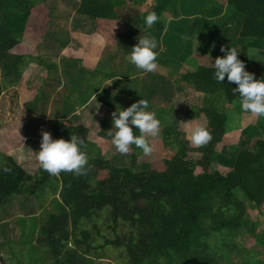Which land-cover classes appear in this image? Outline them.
Wrapping results in <instances>:
<instances>
[{
    "label": "trees",
    "instance_id": "16d2710c",
    "mask_svg": "<svg viewBox=\"0 0 264 264\" xmlns=\"http://www.w3.org/2000/svg\"><path fill=\"white\" fill-rule=\"evenodd\" d=\"M74 1L76 13L88 19L91 32L104 40L101 54L107 52L106 61L101 55L94 68L112 84L138 75V84L145 89L127 96L120 106L146 99L161 122L160 134L149 138L154 148L150 156H144L135 145L129 147L132 160L140 158L141 166L117 165L104 156L103 138H95L87 123H71L65 111L62 114L66 116L50 120L47 131L52 138L68 139L75 134L84 139L88 156L85 174L50 176L39 167L30 174L12 156L0 152V164L11 169L0 172V210L17 195L43 202L46 187L53 196L52 209L42 222L36 226L31 218L23 231L21 236L27 239L19 253L27 260L23 263L17 258V263L95 264V259L105 258L98 251L109 249L119 251V264H236L231 263L232 255L238 257L237 264H264V256L251 254L248 246L237 241L241 234L257 244L264 238V223H258L264 221V119L252 116L262 134L252 149L240 146L230 166L216 161L215 145L235 120L226 105L237 108L239 96L232 92L236 85L226 76L221 82L213 78L209 63L223 55L219 44L224 38L225 48L240 49L238 58L245 69L254 78H264V65L248 54L251 48L264 47V0H154V8L148 4L142 10L130 0ZM44 8L47 23L40 15ZM50 9L44 0L39 5L33 0H0V93L19 80L29 63L44 67L45 73L57 71L56 62L41 58L35 50L40 28L51 20ZM124 10L134 12L124 15ZM148 10L159 17L149 29L158 49L163 45L157 59L171 57V62L164 60L163 64L176 67L166 73H143L125 60L139 31H144L143 16ZM127 16L135 17L138 25L125 33H114L104 25ZM191 16L196 17L194 24ZM91 46L85 50L90 56L75 47L72 52L76 53L70 54L93 63ZM87 82L98 90L94 96L100 101L96 115L101 122H109L116 96L96 76ZM174 84L201 95L200 105L186 111L190 119L201 116L211 132L212 139L199 154L189 153L177 119L165 114ZM39 94L36 103H40ZM88 94L89 88L81 100ZM157 95L162 102L156 108L151 98ZM146 157L152 161L149 168L143 166ZM212 163L220 167L214 168ZM248 210L256 212V221L249 219ZM18 220L24 221L23 217ZM3 260L0 254V264Z\"/></svg>",
    "mask_w": 264,
    "mask_h": 264
},
{
    "label": "rangeland",
    "instance_id": "374dc122",
    "mask_svg": "<svg viewBox=\"0 0 264 264\" xmlns=\"http://www.w3.org/2000/svg\"><path fill=\"white\" fill-rule=\"evenodd\" d=\"M40 1L33 0L35 5H39ZM44 1L45 6L51 7L49 10L51 20L46 24L48 20L44 18V14L47 13V9H42L40 13L41 19H44L43 21L46 23L38 32L39 41L37 40L38 42L35 44V50L41 58L56 62L58 68L55 71L56 73L54 71L45 73L44 67H37L34 63H29L18 81L1 91L0 129L2 130L0 131V152L3 153L2 156H12L27 172L30 174L35 173L38 167L35 151L39 148L41 131H47L50 120L66 116L62 114L66 111V114H69L66 119L71 123L79 121L87 123L95 138H103L101 148L105 149L103 151L104 156L109 158L113 163L130 167L141 166L140 158L132 160L130 151L127 154L121 155L111 145L110 137L108 136L111 120L109 122H101L96 115L100 102L95 100L94 96L98 90L95 89L92 91V94H88L85 101L81 100L87 88L92 87L87 82V78L92 79L96 76L101 79L104 85L111 82V80L106 78L101 70L85 68L80 58L71 56V54L76 53H73L72 49L75 47L83 54L87 46L89 47L92 43L90 47L93 48L91 56L92 54L94 56L99 53L101 54L103 49L102 44H104L103 38L98 33H92V23L76 13V1ZM141 4L140 2L136 4L139 6V9L141 8ZM124 11V15L134 12ZM104 25L114 33H125L127 30H122L124 25L132 27V24L122 20L106 22ZM234 28H237V26H234ZM219 45H226L224 38L220 41ZM160 47L163 48V45H160ZM85 53H87L85 54L86 56H90L88 52ZM106 54L107 52L103 50V60L106 59ZM248 54L251 58L258 59L257 61L260 60L259 62L264 65V47L251 48L248 50ZM160 57L159 59L162 61L157 59L158 68L154 72L166 73L169 68H176L173 63H170L169 66L163 64L164 60L171 62V57L168 58L165 55ZM114 60L117 61L118 57H115ZM139 79L138 75L133 74L128 78H123L118 83L112 84L111 82L105 85L112 94L115 90L116 95L114 94V96L116 97L111 102L113 110L115 107L119 108L118 105L125 104L127 96L132 97L130 94L138 93L145 89L143 85L138 84L140 82ZM38 91H40V103H36L35 101ZM172 91L173 93L170 95L169 100L171 108L169 107L167 109L168 112H165V114L171 117L173 115L177 119L181 132L180 137L187 143L189 153L199 154L201 147H194L186 139V131L188 125L195 122L204 123V120L201 116L196 117V119H190L187 117L186 111H192L200 105L201 95L191 89L181 88L177 84L173 87ZM151 102L157 108L160 106L162 99L159 95L153 96ZM68 106L70 108L65 110ZM226 107L230 115L234 116V125L227 130L223 139L215 145V158L217 159L215 160L222 165L230 166L237 149L240 146L252 149L253 143L261 139L262 134L255 127V124H253L251 114L243 112L240 109V105L235 108V104H227ZM142 161L143 166L147 168L152 165V161L148 157L143 158ZM212 164L214 168L220 167L218 163ZM49 192L48 187H46L44 194L41 196L43 202L36 200V198L30 195H17L4 209L0 210V254L4 259L1 264H18L17 258H20L23 263L27 260L25 254L19 253L20 248L25 247L26 240L24 239H27L26 237L22 238L21 235L23 231H27L31 218H33L36 226H38L44 219L47 211L52 209L51 200L53 196ZM247 215L249 219L256 221L255 211L248 210ZM18 217H23L24 221L18 220ZM258 223L261 224L264 221ZM101 228L103 229V226ZM103 232L110 235V232L105 229ZM35 237L36 234H33L32 242H35ZM237 238V241H241L244 245L248 246L246 249L251 251V254L256 252L260 258L264 256V238L258 244L254 243V239L242 234ZM106 248L112 247L108 246ZM98 253L103 254L102 256H105V258L95 259V264H119L121 260L119 251L117 250L103 249L98 251ZM230 260L231 263L236 264L239 261L236 255H232ZM31 264L35 263L32 262Z\"/></svg>",
    "mask_w": 264,
    "mask_h": 264
},
{
    "label": "clouds",
    "instance_id": "9594fccd",
    "mask_svg": "<svg viewBox=\"0 0 264 264\" xmlns=\"http://www.w3.org/2000/svg\"><path fill=\"white\" fill-rule=\"evenodd\" d=\"M154 7V0H149V8ZM158 19L154 10L146 11L143 16L144 31L142 34L139 31L136 43L125 55V60L135 68L142 70L143 73L157 70V57L163 50L162 47L158 49V41L149 31ZM239 51L240 49L237 47L220 46V52L223 55H218L212 62H209L214 69L213 78L217 82H221L226 76L229 83L236 85L232 88V92L239 96L240 109L250 113L256 119H264V78H254V74L245 69L244 62L238 58ZM132 126L135 127L138 134H134ZM160 129L161 122L155 112L149 109L148 101L140 98L127 107L122 108L120 105L119 108L115 107L111 113V128L108 131V136L115 151L121 155L127 154L129 147L135 145L144 156H150L154 148L149 142V138L157 137L160 134ZM186 139L194 147L200 148L205 146L212 136L206 123L195 122L187 126ZM84 149V139L75 134L69 135L68 139L52 138L48 131L42 130L35 158L39 169L47 172L50 176H58L61 172L83 175L88 162V156ZM10 171L9 167L0 164V172L9 173Z\"/></svg>",
    "mask_w": 264,
    "mask_h": 264
},
{
    "label": "crops",
    "instance_id": "0c3cea01",
    "mask_svg": "<svg viewBox=\"0 0 264 264\" xmlns=\"http://www.w3.org/2000/svg\"><path fill=\"white\" fill-rule=\"evenodd\" d=\"M140 1V4L141 3H143V4H141L140 5V10H142L143 8H146L147 6H148V4H149V1H147V0H130V2L131 3H138ZM138 6V5H137ZM139 7V6H138ZM225 8V7H224ZM223 8V9H224ZM193 21H192V23L194 24L195 22V16H191L190 17ZM131 19H135V20H131ZM122 21H127V22H129L130 24H132V27H129V26H126V25H124V27L122 28V30H131V29H133L135 26H137L138 25V23H137V20H136V18L135 17H133V16H127L126 18H124V20H122ZM102 54H97V55H95L96 57H95V60H94V62L93 63H91L90 62V60L89 59H85L84 57H76V58H80V60L83 62V66L86 68V67H88L89 69H95L94 67V63H95V61H97L98 60V58H100V56H101ZM90 62V63H89ZM96 64V63H95ZM135 75V74H134ZM176 85V84H175ZM175 85H173V87L175 86ZM178 85V84H177ZM179 86V85H178ZM181 87V86H180ZM182 88V87H181ZM89 90H90V94H92V91L93 90H95V89H92V88H89ZM95 100H97V99H95ZM100 102V101H99Z\"/></svg>",
    "mask_w": 264,
    "mask_h": 264
}]
</instances>
